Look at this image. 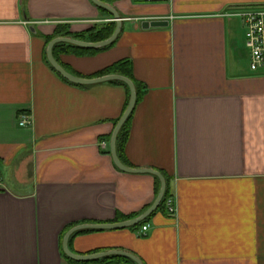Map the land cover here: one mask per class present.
Here are the masks:
<instances>
[{"label":"crops","instance_id":"1","mask_svg":"<svg viewBox=\"0 0 264 264\" xmlns=\"http://www.w3.org/2000/svg\"><path fill=\"white\" fill-rule=\"evenodd\" d=\"M100 1L122 18L114 44L59 48L55 58L84 78L130 61L144 93L123 160L168 178L176 212L155 210L145 232L76 231L69 248L125 251L142 264H264V66L251 69L236 13L264 0ZM111 22L93 0H0V264H137L63 250L74 226L128 220L157 197L153 174L123 171L111 154L126 87L76 84L47 62L59 26L80 33Z\"/></svg>","mask_w":264,"mask_h":264},{"label":"water","instance_id":"2","mask_svg":"<svg viewBox=\"0 0 264 264\" xmlns=\"http://www.w3.org/2000/svg\"><path fill=\"white\" fill-rule=\"evenodd\" d=\"M93 1L96 4L110 10V12H112V14L114 15L115 20L117 22V25H116V29L113 32V34L109 38H107L105 40L97 41V42H89V41L79 40L76 38L66 37V36L56 37L48 43L47 51H46L47 60L51 64V66L62 77L69 80L70 82H73L76 84H93V83H98V82L114 81L115 80V81H122L129 86V88H130L129 103H128L125 111L123 112L121 118L117 122L115 129L113 131V134L111 136V142H110L111 154H112V157H113V160H114L116 166L118 168H120L121 170L126 171V172H131V173L153 174L154 176H157L160 179L161 185H160L159 193H158L155 201L153 202V204L147 210H145L142 214H140L139 216H137L135 218H131V219H128V220H125L122 222H117V223L81 224V225L74 226L73 228H71L67 232V234L64 237L63 250L68 257H70L71 259L77 260V261H87V260H91L94 258L103 257V256L111 255V254H121V255H124V256H127V257L133 259L135 262H137V264H142L141 260L137 256H135L134 254L129 253V252L120 251V250L119 251L112 250L109 252H101V253H95V254H89V255H80V254H76L73 251H71V249L69 248V244H68L70 235L76 231H79V230H83V229H118V228H126V227H130V226H135V225L139 224L143 220L147 219L155 210L158 209L162 199L164 198V195L166 193V188H167L166 178L160 171L154 170L152 168H133V167H130V166H128L122 162V160L120 159L118 152H117V137H118L119 131L121 130L122 126L127 121V119L129 118V116L132 114V112L135 108V105L137 103V90H136V86H135V83L133 82V80L131 78L125 76V75L116 74V73L107 74V75L95 77V78L80 77V76H77V75L69 72L65 67H63L57 61V59L54 56L53 48L59 42H66V43L74 44V45H77V46H80L83 48H87V49L101 48V47L108 46V45L115 42V40L117 39V37H118V35L122 29L121 28V19L122 18L120 16V14L112 6L105 4L104 2H102L100 0H93ZM166 24H167V22L163 21V20H152V21L145 20L142 23V26L144 28H148L150 26H163Z\"/></svg>","mask_w":264,"mask_h":264},{"label":"trees","instance_id":"3","mask_svg":"<svg viewBox=\"0 0 264 264\" xmlns=\"http://www.w3.org/2000/svg\"><path fill=\"white\" fill-rule=\"evenodd\" d=\"M115 29H116V23L115 22L108 23L107 25H104L100 28H90V29H88L84 32H80V33H73L69 30V28H66L65 26H62V27L59 26L56 29L55 34L48 38V42H50L56 36L73 37V38H76L79 40L97 42V41H101V40H105V39L109 38L113 34ZM113 44L114 43H112L108 46L96 48V49H87V48H83V47H80V46H77L74 44H70V43H66V42H59L54 46L53 53H54V56H56V54H55L56 50H58L59 48L63 51L74 52L77 54L95 53L97 51L107 49V48L111 47ZM47 62H48V60H47ZM50 66H51V64H50ZM55 72H57V71L55 70ZM108 73H119V74H122V75H125V76L131 78L133 80V82L135 83L136 90H137V102H139V100L143 96L144 87L140 82H138L133 77L132 69H131V63L128 59L119 60V61L115 62L113 65H111L110 67L106 68L105 70H103L101 72L96 73L93 76L96 77V76H101V75L108 74ZM57 74H59V73L57 72ZM65 80H67V79H65ZM67 81H69V80H67ZM112 82H117V83L124 85L126 87L127 92H128L127 103H126V107H127L128 103H129V99H130V88H129V86L122 81H115L114 80ZM126 107H125V109H126ZM132 115H133V112L129 116L127 121L124 123V125L122 126L121 130L119 131L118 137H117V152H118V155H119L120 159L122 160V162H124V160H123V158H124L123 149H124V146H125V143H126L128 137H129ZM118 121L119 120L115 121V125L117 124ZM154 177H155V181H156V189L155 190H156V196H157L159 193V190H160L161 182L157 176H154ZM166 181H167L166 193H165L164 198L162 199L158 209H166V202L170 198V194H169V190H168V178H166ZM140 214L141 213H135V214L126 215L124 217L126 219H131V218H135V217L139 216ZM147 220H148V218L143 220L142 222H140L139 224H137L133 227L139 228L140 226L144 225L147 222ZM133 264H135V263H133Z\"/></svg>","mask_w":264,"mask_h":264},{"label":"built area","instance_id":"4","mask_svg":"<svg viewBox=\"0 0 264 264\" xmlns=\"http://www.w3.org/2000/svg\"><path fill=\"white\" fill-rule=\"evenodd\" d=\"M138 1H163V0H138ZM237 15L241 17L246 28V45L250 53V67L257 70L264 66V4L249 5L238 10ZM30 122L26 117L21 118L20 125H28ZM169 213L176 212L174 200L169 198L166 202ZM149 224L141 228L147 231Z\"/></svg>","mask_w":264,"mask_h":264},{"label":"rangeland","instance_id":"5","mask_svg":"<svg viewBox=\"0 0 264 264\" xmlns=\"http://www.w3.org/2000/svg\"><path fill=\"white\" fill-rule=\"evenodd\" d=\"M245 58H246V55H245Z\"/></svg>","mask_w":264,"mask_h":264}]
</instances>
